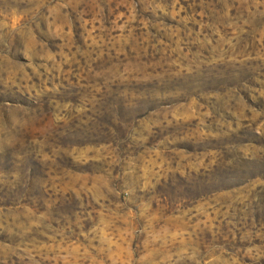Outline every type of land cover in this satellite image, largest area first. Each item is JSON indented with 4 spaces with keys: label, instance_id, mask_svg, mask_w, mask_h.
I'll return each mask as SVG.
<instances>
[{
    "label": "rangeland",
    "instance_id": "rangeland-1",
    "mask_svg": "<svg viewBox=\"0 0 264 264\" xmlns=\"http://www.w3.org/2000/svg\"><path fill=\"white\" fill-rule=\"evenodd\" d=\"M0 264H264V0H0Z\"/></svg>",
    "mask_w": 264,
    "mask_h": 264
}]
</instances>
